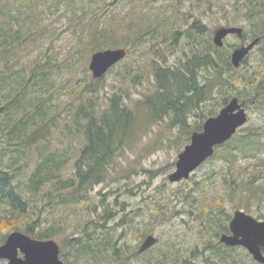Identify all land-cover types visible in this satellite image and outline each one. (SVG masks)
I'll return each mask as SVG.
<instances>
[{"label":"rangeland","instance_id":"374dc122","mask_svg":"<svg viewBox=\"0 0 264 264\" xmlns=\"http://www.w3.org/2000/svg\"><path fill=\"white\" fill-rule=\"evenodd\" d=\"M4 1L0 0V3ZM35 9L41 20L36 28L38 33L34 42L21 50L20 59L29 60L32 65L48 57L58 61L61 71L58 72L56 94L61 97L58 108L61 118L68 115L69 103L80 102L81 93L77 88L68 89L69 81H79L86 75L88 80L95 81L89 70L91 56L95 53L89 30L97 27L96 23L106 35L111 36L107 41L112 46L103 50H127L126 57L110 68L96 86L97 93L92 97L97 99L98 111H101L106 108L114 91L122 93L124 103L131 110L137 101L151 95L156 89L154 61L159 65L176 67L178 62L191 55L192 38L187 33L193 24L204 26L202 39L209 38L212 42L213 32L219 27L243 30L247 40L229 36L224 43L231 63L232 52L254 40L256 35L253 32L259 21L258 18H246L244 13L247 8L242 7L241 0H40ZM35 18L33 16L32 21ZM261 32L258 30L257 33ZM99 43L104 42H97L96 45ZM261 48L264 49V45L256 46L250 52L246 64L238 68L232 66L237 74L245 77L264 74V63L259 58ZM53 71L56 72V69ZM200 74L202 78L208 76L205 71ZM242 89L243 85L236 82L234 90L223 88L214 94L213 100L200 105L199 109H193L187 117L190 129L201 125L202 131L208 118L217 116L231 99L237 98L241 105L247 99L243 107L248 121L236 135L243 136L253 129L264 133V108H255L258 102L250 99L249 87H246L242 100L239 99L235 94ZM225 99L227 102L223 104ZM213 107H216L215 115L207 116ZM135 113L138 134L116 152L109 165L108 177L88 192L87 200L61 204L57 194L52 195L50 202L43 194L33 200V219L40 217V226L36 231L53 232L51 240L71 259L77 248L71 241L80 239L86 228L92 232L95 223L102 224L99 218L107 211L114 216L104 224L107 230L112 228L111 237L101 239L111 241L122 260L130 257L127 264H158L162 251L165 253L168 249H171L168 253L174 256L167 261L170 264H225L224 260L213 258L214 250L222 248L224 252V247L230 250L226 252L227 264H257L244 248L221 244L220 237L224 233H218L216 225L225 224L229 231V223L237 210L264 220V170L259 171L255 178L256 191L251 197L254 199L249 202L241 199V196L250 193L239 188L240 169L243 167L246 170L242 179L253 177L257 171L253 160H239L235 166L223 160L212 163L207 160L188 179L171 182L168 177L175 171L178 155L190 144L192 134L201 131L191 132L189 141L179 145L173 141L180 128L168 127V118L147 123L143 113ZM261 139L264 141V136ZM67 144L65 140L61 142L57 132L54 133V148ZM82 144L79 140L70 142L66 176L71 175ZM261 157L264 159V153ZM4 163H7V158ZM49 188L48 185L46 191ZM63 195L67 196V193ZM4 209L7 208L0 206L1 216ZM121 221L123 225L115 227ZM27 223L20 222L21 230ZM10 228V224L0 228V235ZM12 232L15 231H8L6 238ZM150 235L157 240L155 246L149 255L139 254L141 244ZM98 246L101 248L102 243ZM105 254L111 258L112 249ZM0 264H7V261L0 260Z\"/></svg>","mask_w":264,"mask_h":264},{"label":"trees","instance_id":"16d2710c","mask_svg":"<svg viewBox=\"0 0 264 264\" xmlns=\"http://www.w3.org/2000/svg\"><path fill=\"white\" fill-rule=\"evenodd\" d=\"M39 1L5 0L0 3V206L7 208L3 210V216L0 214V228L11 225L5 234L0 235V245L6 239L8 231H21L36 240L51 239L53 232L36 231L40 226V217L33 219V200L42 194L49 198V202L52 195L57 194L61 204L87 200L88 192L108 177L109 165L116 152L138 134V117L135 112L143 113L147 123L168 118V127L176 126L181 129L173 141L180 145L189 141L191 132L201 131V125L190 129L188 114L213 100L214 94L223 88L234 90L236 82L243 85V89L235 94L239 99L245 94L246 87H249L250 99L258 102L255 108H264V74L255 77L237 74L225 47L218 48L211 39H202L204 26L193 24L187 33L192 38L191 55L178 62L176 67L159 65L154 61L156 89L151 95L137 101L134 109L131 110L124 103L122 93L114 91L106 108L98 111L97 99L92 96L97 93L96 86L102 79L92 81L86 75L79 81H69L68 89L77 88L81 93L80 102L69 103L68 115L61 118L58 113L61 97L56 94L58 72L61 71L58 61L48 57L32 65L31 61L20 59L21 50L33 43L38 33L36 28L41 20L40 16L37 17L35 8ZM241 3L242 7L247 8L244 15L248 20L259 19L253 32L256 35L254 39H259L256 46L264 45V0H241ZM112 8L113 6L110 7ZM33 16H36L34 21ZM96 25L97 27L89 30L94 42V47L90 44V48L93 47L94 52L112 46L107 41L111 36L99 28V23ZM258 30L262 32L257 33ZM241 40H247V35L243 33ZM102 41L105 46L102 43L96 45ZM259 51V58L264 63V49ZM246 60L247 57L242 64H246ZM54 68L56 72L53 71ZM201 71L207 72L208 76L202 78ZM246 100H243L242 106H245ZM226 102L227 99L223 104ZM215 108L210 109L207 116L215 115ZM55 132L59 134L61 142L65 140L68 143L67 146H52ZM236 134L225 144L215 147L213 156L208 160L209 163L223 160L232 166L239 160H253L256 163L254 168L257 171L253 177L242 179L246 170L243 167L240 169L242 175L239 188L250 193L241 196V199L249 202L254 199L251 197L256 191L255 178L259 171L264 170V159L261 157L264 153V141L261 139L264 133L253 129L243 136ZM72 140L82 141L83 147L73 163L71 175L66 176ZM33 155L36 157L33 158ZM6 158L7 163H4ZM48 185L50 188L46 191ZM148 199L154 201L151 197ZM112 218L113 215L104 211L99 218L103 223H95L92 232L86 228L80 239H73L71 243L77 248L73 251L72 258L62 249L61 260L65 264H127L130 257L122 260L111 241L101 239L111 237L112 228L107 230L104 224ZM21 221L28 222L24 230L19 227ZM122 225L121 221L115 227ZM216 229L218 233H229L225 224L216 225ZM99 243H102L101 248ZM111 249L112 257L109 258L105 253ZM152 249L142 254L147 256ZM168 251H162L158 264L171 263L167 261H171L174 256ZM223 251L222 248L214 250L213 258L217 261L224 260L227 264L229 259L226 252L230 250L224 247Z\"/></svg>","mask_w":264,"mask_h":264},{"label":"water","instance_id":"95a60500","mask_svg":"<svg viewBox=\"0 0 264 264\" xmlns=\"http://www.w3.org/2000/svg\"><path fill=\"white\" fill-rule=\"evenodd\" d=\"M243 30L238 27H219L213 32V44L222 47L228 35L242 37ZM258 39L236 48L231 54L233 67H240ZM125 49H107L97 51L91 56L89 70L94 80H99L114 65L121 62ZM248 117L237 98L231 99L215 117L208 118L201 132L191 136L190 144L178 155L175 171L168 177L171 182L188 179L207 159L212 157L216 146L229 141L238 129L245 126ZM153 236H147L139 248L144 253L156 244ZM220 243L228 247L241 246L253 260L264 264V221H257L253 216L241 210L234 212L229 223V234H222ZM0 260L7 264H64L60 259V248L54 240H36L21 232H12L0 246Z\"/></svg>","mask_w":264,"mask_h":264},{"label":"flooded vegetation","instance_id":"af4514ba","mask_svg":"<svg viewBox=\"0 0 264 264\" xmlns=\"http://www.w3.org/2000/svg\"><path fill=\"white\" fill-rule=\"evenodd\" d=\"M229 36H235V37H237L236 35H228L227 37H226V39L229 37ZM226 39L224 40V43H225V41H226ZM238 39H241V38H239L238 37ZM256 220L257 221H264V220H258L257 218H256ZM240 248L241 246H236V248ZM153 248V247H152ZM241 248H243V247H241ZM246 250V249H245ZM261 252H262V254L264 255V248L261 250ZM256 262V261H255ZM257 264H260V263H258V262H256Z\"/></svg>","mask_w":264,"mask_h":264}]
</instances>
